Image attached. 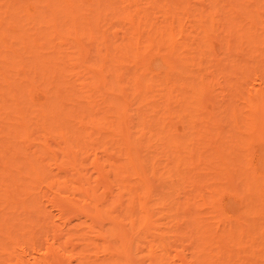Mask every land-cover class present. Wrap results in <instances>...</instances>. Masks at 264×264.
<instances>
[{
    "label": "bare ground",
    "instance_id": "1",
    "mask_svg": "<svg viewBox=\"0 0 264 264\" xmlns=\"http://www.w3.org/2000/svg\"><path fill=\"white\" fill-rule=\"evenodd\" d=\"M32 1L0 0V264H264V0Z\"/></svg>",
    "mask_w": 264,
    "mask_h": 264
},
{
    "label": "rangeland",
    "instance_id": "2",
    "mask_svg": "<svg viewBox=\"0 0 264 264\" xmlns=\"http://www.w3.org/2000/svg\"><path fill=\"white\" fill-rule=\"evenodd\" d=\"M16 2H19V4H21V6H25L26 4H28V5H30V4H32L33 3V1L32 0H15ZM202 1H206V0H202ZM32 2V3H31ZM110 23V22H109ZM111 25L110 26H108V24L106 25V26H102L103 27V29L102 30H106L107 31V33L109 34V39H110V41L112 42V44H115V45H117V44H120L121 42H122V39H123V35H122V33H121V30H120V27L117 25V24H115L114 22L113 23H110ZM106 44L108 45L109 44V42H108V40L106 39ZM80 45H84V49H86L87 50V53H85L84 51H82V53H81V57H82V59H85V60H93V58H94V53L92 52V51H90V49L87 47V43H85V42H83V43H81ZM102 79L105 81V82H107L108 81V77L107 76H105V75H103L102 76ZM2 122H0V127H2V124H1ZM5 143H6V140H5V138L3 137V136H0V152L1 153H5L6 155H7V153L8 152H10L11 150L8 148V149H5L4 148V146H5ZM47 143L54 149V150H57V146L59 145V144H61V142L60 141H51V140H48L47 141ZM88 156V155H87ZM95 156L97 157V158H101V159H105V157H108V156H105V154L103 153V151H99V150H97L96 151V154H95ZM94 153H90V158L85 162V169H84V171L85 172H87L88 174H91L92 176H96V174H95V171L93 170V168H92V161L94 160ZM19 160H22V159H20L19 158ZM54 172H55V169L52 171V174H54ZM106 184V183H105ZM43 192H46V193H49V192H47L45 189H43ZM153 192V191H152ZM109 197L110 196H108L107 198L109 199ZM228 200H231L230 199V197H228V199H224V203H226ZM222 202V203H223ZM48 207V211L49 212H51L53 215H55L56 216V211L53 209H51L50 207H49V205H47ZM74 222L76 221V220H73ZM81 221H82V219H81ZM53 222L55 223V225L56 226H58V227H60L61 226V221L59 220V219H53ZM77 222V221H76ZM75 222V223H76ZM153 222H154V224H158V223H160L159 222V219H153ZM186 254V253H185ZM188 254V253H187ZM32 255V254H31Z\"/></svg>",
    "mask_w": 264,
    "mask_h": 264
}]
</instances>
